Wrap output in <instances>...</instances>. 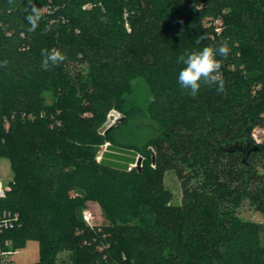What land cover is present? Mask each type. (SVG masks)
Listing matches in <instances>:
<instances>
[{
  "label": "trees",
  "instance_id": "obj_1",
  "mask_svg": "<svg viewBox=\"0 0 264 264\" xmlns=\"http://www.w3.org/2000/svg\"><path fill=\"white\" fill-rule=\"evenodd\" d=\"M28 4L42 17L35 33L24 19ZM225 40L231 48L221 68L226 90L203 88L197 110L187 114L198 131L188 154L174 160L204 169L202 191L212 187L218 194L241 190L218 185L217 157H236L235 177L242 173L245 180L260 162L264 196V145L246 163L239 152L222 149L252 141V130L264 126V0H0V61H9L0 67V158L10 160L14 173L0 209L20 215L2 238L15 249L36 240L40 260L29 264H264V224L224 217L218 227L207 225L214 216L205 192L187 193L195 209L185 229L161 222L159 204L167 194L159 182L161 159L152 167L154 150L161 156L183 136L173 115L180 105L176 67L182 65L163 54L176 58ZM44 48L60 49L66 61L42 71ZM137 78L150 87L146 108L133 101ZM112 111L125 120L105 133ZM140 119L159 133L131 143L123 131ZM105 144L110 149L98 160ZM116 149L138 150L142 172L129 170L135 161L123 160ZM89 201L100 204L111 224L85 222ZM261 207L264 213V202Z\"/></svg>",
  "mask_w": 264,
  "mask_h": 264
},
{
  "label": "rangeland",
  "instance_id": "obj_2",
  "mask_svg": "<svg viewBox=\"0 0 264 264\" xmlns=\"http://www.w3.org/2000/svg\"><path fill=\"white\" fill-rule=\"evenodd\" d=\"M215 25L218 27L221 25V21H215ZM149 35H144V38ZM146 42L147 39L145 38ZM153 50L150 49V52ZM169 51V50H168ZM164 59L170 64L172 62L176 63L175 54L171 53V51L163 54ZM175 66V65H173ZM179 66L176 69L179 71ZM228 69L233 70V66H229ZM178 75V73H177ZM201 87V91L196 97H191L189 95H185L183 90L180 88L178 82H176V89L180 95V105L179 109H175L174 112V123L175 128L179 129L183 136L180 142L178 143L176 148H168L164 147L163 152L158 155V152L154 150L155 161L152 163V167L154 169L158 168L157 160L161 159V164L163 167V171L161 172V179L159 182L161 183V187L163 191L167 194V200L162 204H159L161 207V222L165 226H170L169 222H173L172 226L178 228V230L185 229L186 220L193 212L195 208H190L186 199L188 198V194L190 192L204 194L207 196V201H210L209 208L206 206V210H211L214 218L210 217L207 225H212L218 227L220 223H222L226 219L236 218L242 221H251L256 223L264 224V213L261 211L262 203L264 202L263 193H261V182L260 176L263 174L262 167L260 166V162H254L253 167V176L251 178L246 179V176L241 173V177H235V174L238 172L239 162L236 157H217L216 162L220 164L221 169L217 174L218 185L220 187L225 188L227 185H234V188H238L237 190H241V192H228L218 194L215 193L212 187L206 188V191H202L201 187L203 183L206 181V176L204 173V169L196 168L192 169L191 166L182 165L179 162H175V157L178 153L182 155L188 154L191 146L190 136L197 133L196 130V122L193 121L188 115L192 114L197 109V105L195 100L200 97V94L203 88ZM133 101L140 105L143 108H146L148 104L152 100V94L150 91V87L148 82H146L143 78H137L133 81ZM48 97V102L51 101V93H46ZM203 101V100H202ZM200 104L201 101L197 100ZM117 111H112L109 115V125H111L117 118H120L122 115H118ZM188 114V115H187ZM108 125V126H109ZM125 134H128L129 142L140 144L141 142H145L147 139L156 136L159 133L155 127L150 126L149 122L144 119H140L132 123V125L123 131ZM109 144H105L102 146L101 150L98 153V160L101 159L102 154L106 151H109ZM118 155L122 157L123 160L133 159L135 163H132L129 167V170L132 168L136 169L134 165L136 164L138 158L142 156V154L138 150H126V149H116ZM171 160L173 161L171 164ZM170 161V162H169ZM145 164V159L142 161V166ZM175 164V166L173 165ZM123 166V164H121ZM13 169L11 166V162L7 157L0 158V182L3 185H9L13 178ZM233 177H232V176ZM243 179L245 185L248 184L246 189H243L241 180ZM227 183V184H226ZM260 188V189H259ZM260 193V194H259ZM209 197V198H208ZM85 210H89L93 213L94 219L92 223L102 226H108L110 221L104 217L102 213V209L99 203L95 201H89L86 204ZM159 210V209H158ZM205 210V211H206ZM215 220V222H214ZM211 228V226H209ZM210 231V230H209ZM209 231L205 229L204 233L209 234ZM202 234V233H201ZM196 238L204 243V239L201 235H196ZM213 242V240L211 241ZM210 243V241H209ZM14 262L16 264H29L35 263L40 260V248L39 243L36 240L28 241L23 247L18 248L14 252ZM68 256L66 254H61L59 258L66 259Z\"/></svg>",
  "mask_w": 264,
  "mask_h": 264
},
{
  "label": "clouds",
  "instance_id": "obj_3",
  "mask_svg": "<svg viewBox=\"0 0 264 264\" xmlns=\"http://www.w3.org/2000/svg\"><path fill=\"white\" fill-rule=\"evenodd\" d=\"M16 0H8L10 5L15 4ZM26 13L24 19L29 25L27 31L29 33H35L40 27L42 20L41 14L37 7L32 4H28L24 7ZM47 29L41 32V35H45ZM207 35L198 36L195 39L197 45L201 44L202 40H206ZM231 52V48L227 40L220 43L218 46L205 45L199 50H185L180 54L176 63L183 65L180 68L177 76L178 84L183 90L185 95L196 97L202 86L212 88L215 86L217 93L225 92V80L221 72L223 67V61L228 58ZM40 55L41 70L51 71L52 69L59 67L66 59V53L62 52L58 48L41 49ZM221 57L222 59H218ZM9 61L7 59L0 61V67L6 68Z\"/></svg>",
  "mask_w": 264,
  "mask_h": 264
},
{
  "label": "built area",
  "instance_id": "obj_4",
  "mask_svg": "<svg viewBox=\"0 0 264 264\" xmlns=\"http://www.w3.org/2000/svg\"><path fill=\"white\" fill-rule=\"evenodd\" d=\"M109 122L110 119L108 120V125ZM251 139L256 145H264V126L255 127L251 132ZM10 188V184L5 186L2 182H0V200L6 197ZM83 218L91 227L97 225L92 223L94 215L91 211L85 210ZM19 223V213H13L10 210L0 209V264H16L13 256L17 249L13 247L12 241L4 240L2 237L6 231L14 229Z\"/></svg>",
  "mask_w": 264,
  "mask_h": 264
},
{
  "label": "water",
  "instance_id": "obj_5",
  "mask_svg": "<svg viewBox=\"0 0 264 264\" xmlns=\"http://www.w3.org/2000/svg\"><path fill=\"white\" fill-rule=\"evenodd\" d=\"M125 117L121 116L120 118L116 119L111 125L107 127L105 130V133H107L109 130L113 129L114 127L118 126L120 123L124 122ZM222 149L228 151V152H239L243 156V162L246 163L250 157V155L253 152H258L260 151V146L254 144L250 140H243L239 141L235 144H226L222 147ZM142 161L143 157L140 156L134 165V167L139 171L142 172ZM153 161H155V157L153 155Z\"/></svg>",
  "mask_w": 264,
  "mask_h": 264
}]
</instances>
